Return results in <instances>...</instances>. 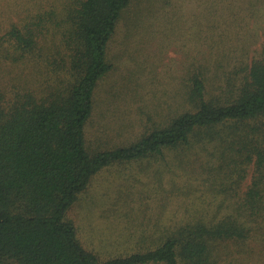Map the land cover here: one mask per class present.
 <instances>
[{"label": "rangeland", "instance_id": "374dc122", "mask_svg": "<svg viewBox=\"0 0 264 264\" xmlns=\"http://www.w3.org/2000/svg\"><path fill=\"white\" fill-rule=\"evenodd\" d=\"M74 3L0 0L4 103L27 94L45 98L51 89L66 87L63 32ZM12 30L31 32L30 51L9 35ZM263 54L264 0H131L106 47L111 70L94 90L84 128L87 151L128 147L196 111L190 100L196 76L205 80L207 100L232 98ZM258 139L264 136L250 137L243 153L236 140L222 154L210 142L114 164L94 176L66 219L80 245L102 264L154 249L177 226H213L237 217L246 222V237L215 243L211 264H264V164L255 156L249 163L240 158L253 154L254 143L259 148ZM250 193L260 197L250 201ZM244 205H256L261 213L251 214Z\"/></svg>", "mask_w": 264, "mask_h": 264}, {"label": "trees", "instance_id": "16d2710c", "mask_svg": "<svg viewBox=\"0 0 264 264\" xmlns=\"http://www.w3.org/2000/svg\"><path fill=\"white\" fill-rule=\"evenodd\" d=\"M130 1L75 0L63 32L69 56L66 87H55L41 99L27 94L6 104L0 97V264H99L78 242L66 213L101 170L210 142L222 154L238 141L243 153L249 151L250 137L264 136L263 54L251 63L232 98L207 100L205 80L196 76L190 94L196 111L128 147L87 151L84 128L93 112L94 90L111 70L106 47ZM9 35L25 51L34 45L31 32L23 36L12 30ZM224 126L233 129L225 132ZM257 145L251 156L240 158L249 163L255 156L264 164V139ZM251 194L250 201L260 197ZM243 209L261 213L256 205ZM210 225L177 226L160 244L154 242V249L102 264H211L215 243L242 240L249 231L237 217Z\"/></svg>", "mask_w": 264, "mask_h": 264}, {"label": "crops", "instance_id": "0c3cea01", "mask_svg": "<svg viewBox=\"0 0 264 264\" xmlns=\"http://www.w3.org/2000/svg\"><path fill=\"white\" fill-rule=\"evenodd\" d=\"M109 167H110V166H109ZM107 168H108V167H107ZM104 169H105V168H104ZM93 178H94V177H93ZM93 178H92V179H93ZM91 181H92V180H91ZM90 183H91V182H90ZM79 196H80V195H79ZM78 198H79V197H78ZM77 200H78V199H77Z\"/></svg>", "mask_w": 264, "mask_h": 264}]
</instances>
